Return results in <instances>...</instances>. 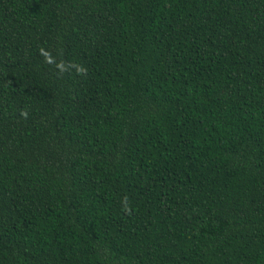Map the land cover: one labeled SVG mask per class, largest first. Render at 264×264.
I'll use <instances>...</instances> for the list:
<instances>
[{"label":"trees","instance_id":"trees-1","mask_svg":"<svg viewBox=\"0 0 264 264\" xmlns=\"http://www.w3.org/2000/svg\"><path fill=\"white\" fill-rule=\"evenodd\" d=\"M0 264H264V0H0Z\"/></svg>","mask_w":264,"mask_h":264}]
</instances>
